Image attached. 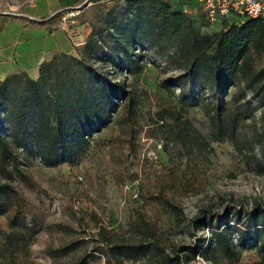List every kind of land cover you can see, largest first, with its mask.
I'll return each instance as SVG.
<instances>
[{"label":"rangeland","instance_id":"374dc122","mask_svg":"<svg viewBox=\"0 0 264 264\" xmlns=\"http://www.w3.org/2000/svg\"><path fill=\"white\" fill-rule=\"evenodd\" d=\"M169 1L175 8L186 6L204 23L202 31L222 23L210 22L196 0ZM109 11L126 16L122 0H0V74L47 52L54 36L45 33V24L63 26L73 44L68 52L77 54ZM56 31L58 37L65 34ZM133 54L129 62L94 64L105 78L125 82L133 99L129 105L121 101L104 125L84 128L87 133L70 154L39 157L33 146L8 133L0 105V135L7 145L6 150L0 145V184H6L0 264L260 259L253 240L244 238L248 213L264 206V135L254 132L260 109L220 139L210 122L216 93L184 80L178 62L145 40L134 44ZM215 228L224 232L232 253L216 244L207 256L188 248L198 238L211 242Z\"/></svg>","mask_w":264,"mask_h":264},{"label":"trees","instance_id":"16d2710c","mask_svg":"<svg viewBox=\"0 0 264 264\" xmlns=\"http://www.w3.org/2000/svg\"><path fill=\"white\" fill-rule=\"evenodd\" d=\"M122 1L126 16L109 11L104 25L91 30L77 54L56 51L40 62L36 77L18 70L0 79V105L10 135L33 146L42 158L70 154L74 143L87 133L84 128L104 125L121 101L129 105L133 99L125 82L105 78L94 64L129 62L139 40L176 60L184 80H196L217 94L210 122L218 138L232 132L238 120L254 117L256 107L260 128L254 132L264 135V61L259 62L264 58L262 18L232 15L218 20L222 23L216 30L202 31L204 23L169 0ZM231 87L235 89L226 98ZM231 101L235 103L229 108ZM0 145L7 149L3 135ZM5 194L6 184H0V212ZM247 217L244 238L253 240L260 254L254 264H263L264 206L256 205ZM198 241V245H188L193 253L207 256L215 248L212 244L232 253V245L219 228L213 229L211 242Z\"/></svg>","mask_w":264,"mask_h":264},{"label":"built area","instance_id":"2783aa9c","mask_svg":"<svg viewBox=\"0 0 264 264\" xmlns=\"http://www.w3.org/2000/svg\"><path fill=\"white\" fill-rule=\"evenodd\" d=\"M210 22L232 15L260 17L264 21V0H196ZM186 9V6H184Z\"/></svg>","mask_w":264,"mask_h":264},{"label":"crops","instance_id":"0c3cea01","mask_svg":"<svg viewBox=\"0 0 264 264\" xmlns=\"http://www.w3.org/2000/svg\"><path fill=\"white\" fill-rule=\"evenodd\" d=\"M44 27H45V33H48L49 35L54 36V42L51 44L52 46L47 50V52L44 53V55L43 54L39 55L35 61L31 62V64H28L25 61H21L20 64L17 63L14 66L12 65L8 68H5L4 70L1 71L0 78H3L7 73L18 71V70H24L31 77H36L38 74V67L41 61H43L44 59L50 58V56L56 51H60V50L68 51L71 49V45L73 44L71 43L67 33L65 32V28L63 26H53L51 28L47 24H45ZM56 29H60L65 34H63L62 37H58L56 35V32H57ZM82 42L83 40L75 43L74 45L80 44ZM16 45H22V41L20 43L18 42Z\"/></svg>","mask_w":264,"mask_h":264}]
</instances>
